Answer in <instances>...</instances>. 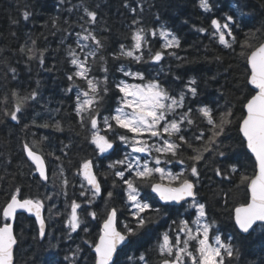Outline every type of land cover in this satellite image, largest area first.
<instances>
[{
    "label": "snow or ice",
    "instance_id": "obj_1",
    "mask_svg": "<svg viewBox=\"0 0 264 264\" xmlns=\"http://www.w3.org/2000/svg\"><path fill=\"white\" fill-rule=\"evenodd\" d=\"M57 4L53 10L60 14L42 25L47 32L40 36L58 37L52 51L62 53L68 66V84L62 91L72 100L69 115L74 121L57 118L65 111L62 105L52 108L50 102L40 103L39 80L29 89L6 88L0 94V116L15 122L25 134L22 163L29 167L37 188L34 194L25 193L23 185H13L0 206V264H17L23 230L17 232L15 225L26 219L25 214L34 217L33 239H47V250L58 254L61 243L48 239L53 209L57 217H64V239H80V243L70 244L50 264H241L250 241L264 246V20L258 25L246 21L248 5L242 0H235L227 12H221L218 0H197L209 23L193 28L209 42L204 51L213 53L204 59L223 64L219 53L224 52L238 70L231 88L221 85L216 97L204 100L201 80L195 75L174 87L182 77L172 72L171 61L177 62V68L192 61L180 55L181 37L172 29L144 22L143 0H136L135 6L124 0L131 21L111 50V29L106 22L101 26L102 0H57ZM36 15L25 0L19 18H12L11 24L28 22ZM155 19H160L158 13ZM26 35L16 49L24 67L31 72L35 63L45 71L55 70V64L45 68L49 47H40L39 38ZM157 39L162 41L158 48ZM0 65V79L19 82L18 67L7 59ZM29 106H39L49 115L27 122ZM66 124L91 154L82 155L83 144L65 136L60 154L51 153L58 163L50 170L36 147L49 136L37 139L29 128L65 133ZM206 180L221 186L233 227L229 234H222L220 222L200 197ZM49 185L53 191H48ZM118 187L122 192L116 191ZM234 190L242 196L229 208L228 195ZM117 195L123 209L115 206ZM92 221L98 222L95 239L89 238ZM150 241H155L151 249L155 260L148 249L139 251ZM133 248L135 254L128 255Z\"/></svg>",
    "mask_w": 264,
    "mask_h": 264
},
{
    "label": "trees",
    "instance_id": "obj_2",
    "mask_svg": "<svg viewBox=\"0 0 264 264\" xmlns=\"http://www.w3.org/2000/svg\"><path fill=\"white\" fill-rule=\"evenodd\" d=\"M79 0H73V3H78ZM93 3L94 0H89ZM124 0H102V23L104 26L106 22L107 27L111 29L108 35L111 39L110 49L115 48L119 41L123 39L122 34L127 32L128 24L131 21V14L125 9L122 4ZM132 6H135L136 0H130ZM221 6V12H227L229 8L235 3V0H218ZM243 3L248 5V15L244 18L246 21L256 23L257 25L264 20V0H242ZM25 0H0V61L5 59L10 60L12 64L19 68L20 80L17 81H4L0 79V94H2L6 88L11 89L19 87L22 90L29 89L35 86V81L39 80L41 87V104L47 105L49 102L52 108H56L60 105L63 106L65 111H61L57 118H63L65 121L73 120L74 117L70 116L72 100L70 97L64 95L62 89L67 86L68 82L65 79V72L68 71L66 62L63 61V54L52 51L57 47L58 37L48 35V40H44L40 36L41 33H46L47 29L42 27L51 16L58 15L60 13L54 11V6L59 7L57 0H27V3L33 6L37 15L30 21L25 22L22 19L18 25H12V18H19L20 11L23 8ZM145 12L144 22L149 27H159L160 24H164L172 29L177 35L181 37L182 50L180 55L187 57L191 64L183 65L180 68L176 67V61H171L172 72L181 75L182 80L177 82L174 87H178L184 79L192 75L197 76L201 80V87L204 90L202 99L208 100L216 97L218 94L216 90L225 85L227 88H231L235 76L238 75V70L235 69V62L227 55V53L220 52L219 54L224 56L223 64L210 63L204 59L207 55L209 58L213 55L211 51L205 52L204 47L208 45V40L201 34L197 33L193 25L208 26V20L201 13L197 7V0H143ZM155 5V7H151ZM159 14L160 19L157 21L155 15ZM219 14V13H218ZM64 18H67L68 14H62ZM255 20H252V17ZM187 21V23H185ZM17 33L16 37L11 35V32ZM28 33L33 34L34 37L39 38L38 44L40 47L47 45L49 47V53L45 60V68L56 65V69L53 71H45L38 68L35 63L32 65V70L29 72L23 64V58L16 52V49L24 43ZM127 43V41H125ZM162 41L157 39L154 41V47L158 48ZM212 48H216L215 44L211 45ZM219 51V50H218ZM21 61L20 64H16V61ZM60 61V63H57ZM232 63L233 69H229L228 65ZM2 70V65H0ZM167 70V69H166ZM215 75L217 80H211L209 77ZM227 76H232L233 79H226ZM207 82L205 84L204 82ZM169 82L170 78H169ZM227 98L231 99V95L227 94ZM220 103L223 104L224 100L221 99ZM3 105H0L2 108ZM27 122L31 119L43 120L44 117L49 115L44 109L36 106L28 107ZM54 115V113H53ZM65 133H55L50 129H36L29 128V132L37 133V139L39 137L48 135L49 139L38 143L37 149L45 155L48 167L50 170L55 169L58 161L54 159L51 153L55 152L59 155V148L62 146L61 141L65 136L73 137L79 143L83 144L82 155H90L91 150L88 145L80 140L79 137H75L74 133L67 131V124ZM29 140L31 136L27 137ZM25 139L24 132L21 131L20 126L15 122H7L0 116V206H2L8 198L13 185H23L25 193H35L37 188L34 183V177L29 174V167L22 163L24 159V153L21 149V142ZM66 142V141H65ZM76 158H74L75 160ZM11 160L12 163L7 162ZM30 163V162H29ZM79 163L73 164V169ZM106 162L101 163L100 169L105 170ZM251 171L250 167L247 169ZM211 175V173H209ZM71 178V173L69 172ZM79 177H76L77 183H79ZM111 178H109L110 183ZM57 190L60 183V178H56ZM226 191V189H224ZM41 192L44 189H40ZM48 191H53L51 185L48 186ZM118 193L122 190L118 187L116 190ZM242 196V193L232 191L228 195L229 203L227 207H231L232 203ZM200 197L208 202L210 213L220 222L222 234H229L233 231L232 222L229 221V213L224 210L225 205L221 199V186H218L211 181H205V184L200 189ZM115 206L123 209L121 196L117 195L114 198ZM58 207L62 206V198L57 201ZM57 209L52 210V219L48 225L49 236L48 239L52 242L59 241L61 248L58 254L47 250L48 240L33 239L36 236V224L34 219L27 217L22 222H18L15 225V230L20 232L23 230V236L18 245V251L16 253L17 264H50L52 258H61L68 250V246L71 244L73 247L75 244L80 243V239H76L74 242H69L64 239L63 236V220L64 217H57L55 215ZM47 215V206L45 209ZM92 230L89 233L90 239H95L96 232L98 230V222H91ZM83 234L81 233V236ZM155 241L147 242L143 247L139 248V251L143 252L145 249L149 251L147 254L155 260L156 254L152 251V246ZM136 249H130L128 255L135 254ZM35 257V261H33ZM90 260V257H86ZM123 259V258H122ZM241 264H264V246L259 241L249 242L244 248V254L241 259Z\"/></svg>",
    "mask_w": 264,
    "mask_h": 264
},
{
    "label": "water",
    "instance_id": "obj_3",
    "mask_svg": "<svg viewBox=\"0 0 264 264\" xmlns=\"http://www.w3.org/2000/svg\"><path fill=\"white\" fill-rule=\"evenodd\" d=\"M25 215H27V214H25ZM30 218H33L34 219V217H30Z\"/></svg>",
    "mask_w": 264,
    "mask_h": 264
}]
</instances>
